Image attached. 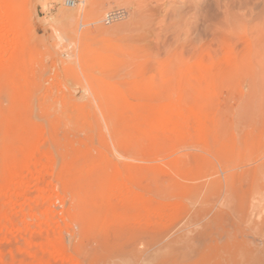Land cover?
Listing matches in <instances>:
<instances>
[{"label": "rangeland", "instance_id": "obj_1", "mask_svg": "<svg viewBox=\"0 0 264 264\" xmlns=\"http://www.w3.org/2000/svg\"><path fill=\"white\" fill-rule=\"evenodd\" d=\"M65 1L0 0V264H264V0Z\"/></svg>", "mask_w": 264, "mask_h": 264}, {"label": "bare ground", "instance_id": "obj_2", "mask_svg": "<svg viewBox=\"0 0 264 264\" xmlns=\"http://www.w3.org/2000/svg\"><path fill=\"white\" fill-rule=\"evenodd\" d=\"M65 3H66V5H68L69 7H74L75 6V1L74 0H66L65 1ZM2 4V3H1ZM255 7V6H254ZM0 9L2 10V8L0 7ZM4 9V11L5 10H8L9 11V7H8V9L7 8H3ZM264 9V8H263ZM0 10V11H1ZM8 11H6V12H8ZM11 11V10H10ZM69 10H67L66 12H68ZM5 12V15L7 14ZM4 13V12H3ZM8 14H10V12L8 13ZM7 14V15H8ZM65 15V14H64ZM253 16V15H252ZM7 17V16H6ZM3 14H1V12H0V69H2V66H3V64H4V58L6 57V55H5V48H6V46L8 45L7 43H6V38L5 37H7L6 36V34H5V31H4V29L6 28V27H8L10 24L8 23V20L7 19H10V18H6ZM9 17V16H8ZM262 19V18H261ZM9 24V25H8ZM261 26V25H260ZM7 29V31H8V29H9V27L8 28H6ZM11 29V28H10ZM11 31H12V29H11ZM10 32V31H9ZM264 32V31H263ZM262 32V33H263ZM7 33V32H6ZM9 34V33H8ZM14 37V36H13ZM10 42H12V41H10ZM9 43V42H8ZM258 45V44H257ZM255 48V47H254ZM256 49V48H255ZM7 50V49H6ZM10 53V52H9ZM256 54H257V52H256ZM264 54V53H263ZM11 57H9V59H10ZM8 59V58H7ZM11 60V59H10ZM8 61V60H7ZM262 61V60H261ZM8 62H11V61H8ZM7 62V63H8ZM4 65H7V64H4ZM8 66V65H7ZM4 69V68H3ZM6 73V72H5ZM4 73V74H5ZM3 74V73H2ZM1 75V74H0ZM170 118V117H169ZM42 169V168H41ZM45 169V168H44ZM42 172V171H41ZM40 172V173H41ZM44 172V171H43ZM22 173H23V175L24 176H28V174H29V171L28 170H23L22 171ZM45 173V172H44ZM32 175V174H31ZM42 175H44V174H42ZM38 176V175H37ZM36 176V177H37ZM26 179H28V178H26ZM25 179V180H26ZM14 180H15V178H14ZM17 180V179H16ZM15 180V181H16ZM35 181H36V179H35ZM14 182V181H13ZM27 182V181H26ZM25 182V183H26ZM32 182V181H31ZM34 183V182H33ZM128 183V182H127ZM13 184H15V183H13ZM12 184V185H13ZM18 185V184H17ZM16 184L14 185V187H12V188H16L17 189V187L21 190V191H23V192H26V188H25V185H24V182H22L21 184H19L18 186H17ZM128 186H129V184H128ZM11 188V189H12ZM116 188H118V187H116ZM10 189V190H11ZM125 189V188H124ZM115 190H117V191H119L117 194H120L121 192H120V188H118V189H115ZM115 190H113V191H115ZM121 191H122V189H121ZM123 192V191H122ZM14 193V192H13ZM116 193V192H115ZM131 193V192H130ZM25 194V193H24ZM116 194V196L119 198V196L121 195H117ZM125 194V193H124ZM7 195H9V194H7ZM133 195V194H132ZM135 196H137V194H135ZM42 197V196H41ZM123 198L126 200L127 199V197H125V196H123ZM132 198H134V197H132ZM115 199V198H114ZM115 200H117V198L115 199ZM122 199H120V201H121ZM134 200V199H133ZM113 201V200H112ZM129 201V200H128ZM127 201V202H128ZM115 202V201H114ZM122 202V201H121ZM137 203V202H136ZM134 204H135V202H134ZM125 206V205H124ZM128 207V206H127ZM49 208V207H48ZM48 214H43V215H38V216H36V217H34L35 219H37V218H48ZM50 217V216H49ZM33 218V219H34ZM30 221V220H29ZM46 221V220H45ZM47 222H45V224H46ZM49 223V222H48ZM42 225V224H41ZM40 225V226H41ZM48 225V224H47ZM50 228H52L51 226H50V224H49V226L48 227H46V225L45 226H43V229L44 230H50ZM28 231V230H27ZM18 233V232H17ZM17 233H16V235H17ZM24 233V232H23ZM19 235H21V236H23L21 233H18ZM25 234V233H24ZM17 238V237H16ZM150 245V244H149ZM35 246V245H34ZM31 247V246H30ZM150 247H155L154 246V244H152L151 243V246ZM55 257L58 255L56 252L53 254ZM254 258V257H253ZM182 259V258H181ZM188 260H190V259H188ZM175 261V260H174ZM166 263V262H165ZM191 263V262H190ZM221 263L223 264V262L221 261ZM191 264H194V262L193 263H191ZM218 264H220V263H218ZM235 264V263H234ZM246 264V263H245Z\"/></svg>", "mask_w": 264, "mask_h": 264}]
</instances>
